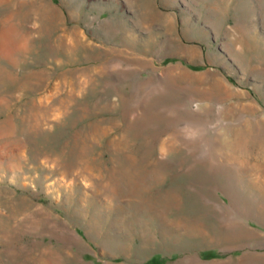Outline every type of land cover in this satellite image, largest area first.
Returning <instances> with one entry per match:
<instances>
[{"label":"rangeland","instance_id":"rangeland-1","mask_svg":"<svg viewBox=\"0 0 264 264\" xmlns=\"http://www.w3.org/2000/svg\"><path fill=\"white\" fill-rule=\"evenodd\" d=\"M0 264H264V0H0Z\"/></svg>","mask_w":264,"mask_h":264},{"label":"bare ground","instance_id":"bare-ground-1","mask_svg":"<svg viewBox=\"0 0 264 264\" xmlns=\"http://www.w3.org/2000/svg\"><path fill=\"white\" fill-rule=\"evenodd\" d=\"M237 146V145H236ZM246 157V153H245V151H244V158ZM238 162V161H237ZM116 195V194H115ZM125 210H126V208H125Z\"/></svg>","mask_w":264,"mask_h":264}]
</instances>
